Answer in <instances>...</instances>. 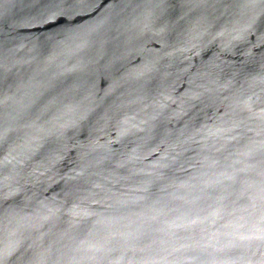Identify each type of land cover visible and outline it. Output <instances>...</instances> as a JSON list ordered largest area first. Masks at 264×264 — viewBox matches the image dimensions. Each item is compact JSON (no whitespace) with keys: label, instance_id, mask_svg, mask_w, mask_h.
Here are the masks:
<instances>
[{"label":"water","instance_id":"water-1","mask_svg":"<svg viewBox=\"0 0 264 264\" xmlns=\"http://www.w3.org/2000/svg\"><path fill=\"white\" fill-rule=\"evenodd\" d=\"M0 264H264V0H0Z\"/></svg>","mask_w":264,"mask_h":264}]
</instances>
